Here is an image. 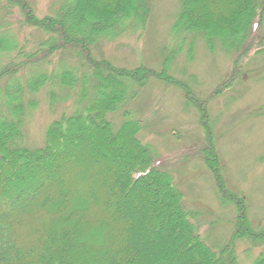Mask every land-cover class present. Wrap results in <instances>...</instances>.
I'll return each instance as SVG.
<instances>
[{"label":"trees","instance_id":"1","mask_svg":"<svg viewBox=\"0 0 264 264\" xmlns=\"http://www.w3.org/2000/svg\"><path fill=\"white\" fill-rule=\"evenodd\" d=\"M151 2L53 0L51 13L38 17L27 0H0V8L18 12L22 27L45 35L22 49L9 36L12 24H1L0 54L13 57L0 68V80L67 54L73 64L61 59L55 75L42 72L29 80V91L48 86L53 95L56 85L79 82L88 102L50 123L44 145L29 150L23 146L22 89L15 81L8 111L0 114V264H240L235 243L242 239L261 247L251 264H264V229L251 227L244 198L226 186L208 114L210 101L243 76L250 54L264 52V0H181L160 71L115 67L93 57L91 48L101 39L141 34ZM187 34H202L210 51L219 41L233 53L227 77L204 98L170 75ZM192 50L191 42L189 57ZM150 80L179 89L196 110L204 143L194 153L221 201L235 208L234 231L217 252L198 236L195 214L183 207L172 176L154 165L150 147L137 138L139 121L125 113L114 130L108 119ZM19 200L26 201L13 209Z\"/></svg>","mask_w":264,"mask_h":264},{"label":"rangeland","instance_id":"2","mask_svg":"<svg viewBox=\"0 0 264 264\" xmlns=\"http://www.w3.org/2000/svg\"><path fill=\"white\" fill-rule=\"evenodd\" d=\"M27 1L38 17L50 14L53 9V0ZM180 5L181 0H152L149 20L141 34L112 41L101 39L91 48L93 57L105 59L115 67L133 69L143 65L160 71L163 48H172L168 45L169 32ZM0 14L4 17L0 26L6 22L12 24L9 36H16L18 47L31 49L45 37L40 31L22 27L15 10L0 8ZM259 38L264 40V18ZM191 42L193 50L189 57ZM214 45L215 49L210 51L202 34H187L170 69V75L185 83L199 98L206 97L227 77L232 63L233 53L225 51L219 41ZM12 57L10 53L0 54V68ZM61 59L64 63L75 62L67 54H57L50 64L23 68L14 79L0 80V114L8 111V100L16 90L15 81L20 84L25 110L23 146L29 150L44 145L50 123L62 114L82 111L88 104L83 100L84 89L79 82L72 87L58 84L53 95L48 86L33 93L29 91L28 81L42 72L52 76ZM125 113L139 121L141 130L137 138L150 147L154 165L172 176L183 195V207L195 214L191 222L200 239L212 250H221L234 231L236 212L231 203L221 201L210 172L194 153L204 143L196 110L186 105L179 89L150 80L134 100L108 114L114 130L123 123ZM208 114L226 186L244 198L251 227L264 229V52L250 54L243 76L231 89L210 101ZM25 201L19 200L13 209ZM235 250L240 264H251L261 247L242 239L236 241Z\"/></svg>","mask_w":264,"mask_h":264}]
</instances>
